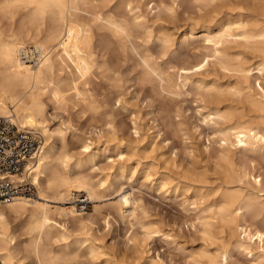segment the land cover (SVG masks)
Masks as SVG:
<instances>
[{
  "label": "rangeland",
  "instance_id": "374dc122",
  "mask_svg": "<svg viewBox=\"0 0 264 264\" xmlns=\"http://www.w3.org/2000/svg\"><path fill=\"white\" fill-rule=\"evenodd\" d=\"M3 2L0 0V4ZM132 3L133 0H105L106 10L129 22L125 51L110 43L112 37L107 29L89 20L87 12L95 10L90 2L78 12L90 34L91 49L84 50L95 52L96 56L91 58L97 63L82 73L81 80V67L72 60L57 79L69 85L78 77L79 87L85 88L88 95L84 99L73 97L60 107L45 95L43 125L48 135L38 133L40 145L46 144L50 149L43 187L44 194L51 198L48 203L52 210L72 207L77 218L52 212L51 238L39 241L37 232L30 229L28 214L9 213L12 246L16 249V261L21 260L16 264H140L149 259L159 264H207L201 251L207 248L211 253L219 252L232 234L216 232V236L208 239L203 231L205 207L218 195L216 183L220 178L214 166L224 142L221 129L227 125L220 117L213 116L210 120L206 117L212 106L205 100L204 86L208 82L202 86L189 84L171 94L162 90L158 81L147 79L138 61L152 53L169 81L178 83L179 71L172 64L186 66L188 61L196 62L213 52L204 23L211 18L214 23H221L240 14L244 15L241 18H259L260 10L254 9V0H215L212 7L199 0ZM15 12L11 17L0 11V33L5 39L25 32L26 11ZM48 22L44 29H48ZM163 33L170 36L173 42L170 47L162 44ZM26 44L30 54L24 60L35 65L33 39ZM229 45L243 52L252 68L264 62L263 54L243 48L240 42ZM99 64L102 67L98 68ZM215 68L216 64L210 63L209 73L215 75ZM250 75L253 92H258L260 85L264 88V73L260 75L255 68ZM222 79L219 81L226 86L227 78ZM87 143L91 146L88 151L84 148ZM236 150L237 160L255 175L261 173L260 178L264 179V146ZM63 156L70 157L67 168L61 162L66 159ZM54 170L64 171L72 179L81 176L96 185V197L88 196L86 211L76 207L72 199L58 201L56 189L47 181ZM199 171L207 172V179L212 181L203 189L209 194L204 199L195 195L198 184L190 191L184 188L186 178L195 182L200 179L192 174ZM247 181L249 187L254 185L253 177L242 183ZM38 189L33 197L38 195ZM243 236L241 233L240 237ZM36 241L40 252L33 247ZM249 250L234 248L225 264H264V242L253 241Z\"/></svg>",
  "mask_w": 264,
  "mask_h": 264
},
{
  "label": "bare ground",
  "instance_id": "6f19581e",
  "mask_svg": "<svg viewBox=\"0 0 264 264\" xmlns=\"http://www.w3.org/2000/svg\"><path fill=\"white\" fill-rule=\"evenodd\" d=\"M199 1L204 6L212 7L215 0ZM88 2L95 8L87 12L89 20L100 28L107 29L112 37L110 43H116L125 51L127 38L130 36L129 22L125 17L119 18L114 12L106 10L105 0H5L3 4H0V11L11 17L18 9H25L24 19L27 22L24 24L25 32L22 35H13L5 39L0 33V115L10 116L25 129L47 137L48 129L43 125L46 105L44 96L47 95L60 107L73 97L84 99L88 95L85 88L84 90L79 87L81 81L78 77L73 78L69 85L63 84L62 79H57V75L73 60L80 65L79 79L83 80L82 73H85L89 66L97 61L91 58L95 52L89 50L91 47L88 25L78 16L81 6ZM133 4H135L134 0ZM152 4H154L153 1ZM253 5L254 9L260 10L256 12L257 15L261 13L259 18L252 16L241 18L244 15L240 14L238 18L229 17L221 23H214L215 20L211 18L202 25L206 34L209 35L207 39L213 43V52L210 56L205 55L196 62L188 61L186 66L177 67L172 64V68H177L179 71L180 82L178 83L169 81L152 53L141 56V61H138L139 65H143L145 77L158 81L159 87L171 94H177L182 87L185 88L189 84L202 86L204 82H208L204 86L207 91L205 100L212 106L206 117L209 120L213 119V116L220 117L227 123L221 129L224 142L214 166L215 174L217 178H220L219 182L218 180L217 183L215 182L218 195H215L216 198L205 207L206 215L202 224L208 239L216 236V232L220 234L230 231L232 234L230 238L226 236L229 239L224 240L225 246L219 252L211 253L207 248L201 251V257L207 260V264L217 262L225 264L234 248L249 250L253 241H258L259 244L264 242V179L260 178L261 173L255 175L246 164L237 160L236 150L237 147L255 150L264 146V88L260 85V90L255 93L249 83L252 70L256 68L260 75L264 73V62L252 68L242 56L244 53L236 51L229 45L232 42H240L243 48L245 46V49L250 48L264 55V0H254ZM170 9L172 13L175 12V7ZM47 22L49 27L44 29ZM215 24H217L216 30L211 31ZM30 39H33L35 45L34 53L37 56L35 65H29L24 60L28 57L27 54H30L26 44ZM160 40L166 47H170L173 43L166 33L160 36ZM84 48L89 49L85 51ZM60 49L62 51H59ZM210 57L213 58L210 59ZM210 63L218 67L215 68V75L209 73L211 72ZM100 67H102L101 64L98 68ZM221 78H227L226 86L219 81ZM90 147V143L84 145L86 151ZM41 148L37 156L31 160L33 162L28 166L30 169L24 172L30 180L32 178L37 189L39 188L38 195L19 197L10 203L0 205V259L3 264H16L18 261H16V249L12 246L14 236L9 227V213L28 214L30 229L37 232L39 241L42 238H51L53 226L50 214L52 212L57 211L66 217L74 218L77 215L72 207L62 210L51 209L48 203L51 198L49 199L43 192V187L46 186L44 185L47 179L45 169L49 164L50 149L46 144ZM63 157L66 159L61 162L67 168V160L70 157ZM60 159L62 157H59ZM206 173L193 172L195 177L200 178L196 182L193 178H186L184 185L186 191H190L194 184H198L199 187L194 186L195 195L202 199L208 197L209 194L203 189L212 181L207 179ZM252 177L254 179L252 187L248 186L249 181L247 184L242 183L244 179L249 180ZM47 181L56 189L55 197L58 201L70 200L69 191L73 187L85 190L88 193V195L86 193L87 197L91 199H94L97 194L96 185L92 182L81 176L72 179L70 175L64 174V171L54 170L52 177H49ZM209 193L211 194L210 191ZM147 230L150 229L147 227ZM241 233H244L242 238ZM236 235L238 237L235 240ZM33 247L36 252H40L37 241ZM141 258L144 257L141 256ZM140 264L159 263L149 259Z\"/></svg>",
  "mask_w": 264,
  "mask_h": 264
},
{
  "label": "built area",
  "instance_id": "2783aa9c",
  "mask_svg": "<svg viewBox=\"0 0 264 264\" xmlns=\"http://www.w3.org/2000/svg\"><path fill=\"white\" fill-rule=\"evenodd\" d=\"M40 149L38 133L18 125L10 116L0 115V205L37 194L36 185L24 172ZM71 199L81 211L87 210L89 198L83 190L72 189Z\"/></svg>",
  "mask_w": 264,
  "mask_h": 264
}]
</instances>
